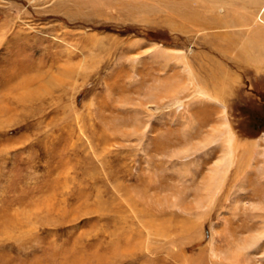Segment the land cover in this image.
I'll use <instances>...</instances> for the list:
<instances>
[{"label":"rangeland","instance_id":"1","mask_svg":"<svg viewBox=\"0 0 264 264\" xmlns=\"http://www.w3.org/2000/svg\"><path fill=\"white\" fill-rule=\"evenodd\" d=\"M263 8L0 0V264H264Z\"/></svg>","mask_w":264,"mask_h":264},{"label":"built area","instance_id":"2","mask_svg":"<svg viewBox=\"0 0 264 264\" xmlns=\"http://www.w3.org/2000/svg\"><path fill=\"white\" fill-rule=\"evenodd\" d=\"M258 21L262 24H264V8L258 13L257 15Z\"/></svg>","mask_w":264,"mask_h":264},{"label":"bare ground","instance_id":"3","mask_svg":"<svg viewBox=\"0 0 264 264\" xmlns=\"http://www.w3.org/2000/svg\"><path fill=\"white\" fill-rule=\"evenodd\" d=\"M228 130H229V132L232 134V132H231V129L230 128H228ZM233 136V135H232Z\"/></svg>","mask_w":264,"mask_h":264},{"label":"crops","instance_id":"4","mask_svg":"<svg viewBox=\"0 0 264 264\" xmlns=\"http://www.w3.org/2000/svg\"><path fill=\"white\" fill-rule=\"evenodd\" d=\"M257 27H258V26H256L255 29H256ZM254 32H255V31H254ZM260 32H263V31H260ZM257 33H259V32H257Z\"/></svg>","mask_w":264,"mask_h":264}]
</instances>
